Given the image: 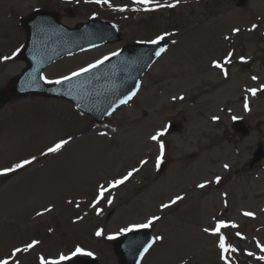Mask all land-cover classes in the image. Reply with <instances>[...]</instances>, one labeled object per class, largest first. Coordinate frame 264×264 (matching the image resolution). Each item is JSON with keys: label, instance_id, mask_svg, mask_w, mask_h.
Listing matches in <instances>:
<instances>
[{"label": "rangeland", "instance_id": "obj_1", "mask_svg": "<svg viewBox=\"0 0 264 264\" xmlns=\"http://www.w3.org/2000/svg\"><path fill=\"white\" fill-rule=\"evenodd\" d=\"M239 2L109 0L110 7L88 0H0V90L27 65L18 56L27 40L20 19L38 8L56 12L69 27L99 17L123 31L119 42L47 67V81L126 44L161 36L171 43L136 97L104 123L67 100L33 94L13 97L0 109V260L74 264L81 255L119 264L113 239L159 217L151 227L161 239L142 264H264V160L248 167L264 143V0ZM235 116L249 124L247 137L232 127ZM172 121L179 130H168ZM65 140L60 150L48 151ZM25 160L31 162L14 167ZM177 196L182 199L172 203ZM220 221L230 226L214 232ZM221 235L235 251L221 250ZM62 255L68 259L61 261Z\"/></svg>", "mask_w": 264, "mask_h": 264}, {"label": "water", "instance_id": "obj_2", "mask_svg": "<svg viewBox=\"0 0 264 264\" xmlns=\"http://www.w3.org/2000/svg\"><path fill=\"white\" fill-rule=\"evenodd\" d=\"M246 2L247 0H241L239 6L245 5ZM23 24L28 31L29 42L21 56L29 65L13 80L9 91H0V107L11 96L31 92L64 96L97 120L104 121L122 105L121 100L130 95L134 97L132 93L136 94L139 90L142 77L167 47V44H130L90 71L64 80L57 86H49L42 80V71L48 65L65 55L104 42L118 41L121 34L116 26L103 20H94L72 29L63 25L53 12L42 10L24 19ZM157 52H160V55H156ZM262 155L261 149L256 160ZM154 242L155 238L149 228L117 239L115 252L120 264H140L148 252H145L144 248L149 244L152 246ZM76 264L99 263L96 259H79Z\"/></svg>", "mask_w": 264, "mask_h": 264}, {"label": "snow or ice", "instance_id": "obj_3", "mask_svg": "<svg viewBox=\"0 0 264 264\" xmlns=\"http://www.w3.org/2000/svg\"><path fill=\"white\" fill-rule=\"evenodd\" d=\"M88 2L109 3V0H88ZM134 2L138 3V4L150 5V4H152L154 2V0H134ZM176 3H179V0H176ZM109 6L111 7L110 3H109ZM156 6L160 7L162 5H158L157 4ZM163 6L175 7L176 5L175 4H168V5H163ZM119 10L120 11H124L125 9L124 8H120ZM137 10H139V9H137ZM145 10H154V9L146 7ZM253 27H255V26H253ZM234 31L238 32L239 29H234ZM163 39H164L163 36L158 37L157 40L156 41H152V43H157L159 40H163ZM161 51H163V49ZM113 55H116V53H114ZM156 55H160V52H157ZM230 57H231V53L229 54L228 57L225 58V61H224L225 64L231 62ZM4 59H8V57H5ZM104 59L106 60V59H108V57H105ZM240 59H241V61H244L243 57H241ZM103 62H104L103 60L97 61L96 64L89 65L88 68L81 69L79 72H74V73L71 74V76L64 77L63 80H70V79H72V77L79 76L82 73L90 71L91 69L97 67L99 64H102ZM213 66L216 67V68H220L222 71H224L225 75H227V72L224 69L223 64H221L220 62L214 61L213 62ZM253 79H256V77H253ZM62 82H63L62 80H57L54 83L59 84V83H62ZM250 91L252 92L253 95H255L256 92H257V89H250ZM132 95H135V93H132ZM131 98H132V96L130 95V96L126 97L125 99L121 100L120 103L121 104H126L128 102V100H130ZM173 99H175V98H173ZM181 99H183V97H181ZM245 107L247 108V104L245 105ZM213 119H218V118L214 117ZM160 135H163V131L157 133V135L152 136L151 139L157 140ZM66 143H68V141H66V140L65 141H61L60 143L56 144L55 147L49 148L48 151L49 152H56V151L60 150V148ZM163 147H164L163 144H161V151H163ZM30 162L31 161L25 160L22 164H16L14 167L15 168H21L25 164H28ZM225 167L227 168L228 166L225 165ZM13 170L14 169H5L4 171L8 172V171H13ZM0 174H3V173H0ZM131 175H132V172H129L128 175L123 177L121 180L115 181V184L118 185V184L124 183V181L127 180ZM218 181H219V177H217V182ZM198 186L203 188L205 185L201 184V185H198ZM101 196H103V192H101ZM180 199H182V197L177 196L176 199L172 201V203H175L177 200H180ZM164 207H168V205H165ZM244 214L247 215V216L253 215L252 213H244ZM158 219H159V217H152V218H150L147 221V223L139 224V225H133L132 228L123 229L122 231H132L133 228H147V227L151 226L152 223L155 220H158ZM229 226L230 225L227 224L226 222L220 221V222L217 223V226H216L215 229H213V231L218 233L221 228H225V227H229ZM231 226L232 227H236L235 225H231ZM205 231H208V229H205ZM100 234H101L100 232H97V235H100ZM237 235H239V233H237ZM109 238H111V237H109ZM156 239L159 240V239H161V237H156ZM34 243H36V242H34ZM219 246H220L221 250L224 251V252H227V251H230V250L231 251H235V249H232L230 245L226 246L225 237H223L222 235L220 236V245ZM31 247H33V245H28L27 247H25L23 249V251H27ZM150 247H151V244H149L147 247H145L144 251L147 252L148 248H150ZM262 250H264V249H262ZM20 251H21V249H16L15 253H19ZM81 251L82 250L79 249V248L76 249V253H80ZM15 253L13 255H15ZM76 253H73V255H75ZM87 255H92V253H87ZM141 255H143V253H141ZM249 255H252V253H249ZM66 259H68V257H65L63 255L60 257L61 261L62 260H66ZM259 259L264 260V256L259 257ZM0 264H10V262H9L8 259H3V260H0ZM41 264H59V261H47L43 257H41Z\"/></svg>", "mask_w": 264, "mask_h": 264}, {"label": "bare ground", "instance_id": "obj_4", "mask_svg": "<svg viewBox=\"0 0 264 264\" xmlns=\"http://www.w3.org/2000/svg\"><path fill=\"white\" fill-rule=\"evenodd\" d=\"M240 99H241V98H240ZM155 245H156V244H155ZM155 245H154V246H155Z\"/></svg>", "mask_w": 264, "mask_h": 264}]
</instances>
